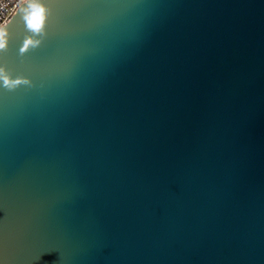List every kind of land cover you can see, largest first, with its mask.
<instances>
[{"label": "water", "instance_id": "95a60500", "mask_svg": "<svg viewBox=\"0 0 264 264\" xmlns=\"http://www.w3.org/2000/svg\"><path fill=\"white\" fill-rule=\"evenodd\" d=\"M0 264H264V0L22 1Z\"/></svg>", "mask_w": 264, "mask_h": 264}, {"label": "built area", "instance_id": "2783aa9c", "mask_svg": "<svg viewBox=\"0 0 264 264\" xmlns=\"http://www.w3.org/2000/svg\"><path fill=\"white\" fill-rule=\"evenodd\" d=\"M22 1L24 0H0V26L8 20Z\"/></svg>", "mask_w": 264, "mask_h": 264}, {"label": "clouds", "instance_id": "9594fccd", "mask_svg": "<svg viewBox=\"0 0 264 264\" xmlns=\"http://www.w3.org/2000/svg\"><path fill=\"white\" fill-rule=\"evenodd\" d=\"M39 20H40V14L39 12H35L29 18L28 23L32 25L33 27H39Z\"/></svg>", "mask_w": 264, "mask_h": 264}]
</instances>
